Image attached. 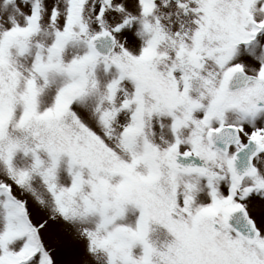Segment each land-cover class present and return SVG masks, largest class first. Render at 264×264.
<instances>
[{"label": "snow or ice", "instance_id": "6c2138e0", "mask_svg": "<svg viewBox=\"0 0 264 264\" xmlns=\"http://www.w3.org/2000/svg\"><path fill=\"white\" fill-rule=\"evenodd\" d=\"M0 264H264V0H0Z\"/></svg>", "mask_w": 264, "mask_h": 264}]
</instances>
